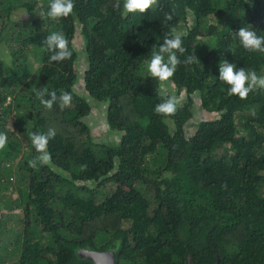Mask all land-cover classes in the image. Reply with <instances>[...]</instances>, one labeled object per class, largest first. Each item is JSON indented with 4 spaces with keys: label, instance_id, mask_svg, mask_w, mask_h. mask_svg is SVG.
Segmentation results:
<instances>
[{
    "label": "trees",
    "instance_id": "obj_1",
    "mask_svg": "<svg viewBox=\"0 0 264 264\" xmlns=\"http://www.w3.org/2000/svg\"><path fill=\"white\" fill-rule=\"evenodd\" d=\"M123 2L73 0L67 17L49 18L50 0H0V264H94L81 250L112 251L117 264H264V88L241 99L219 79L223 60L264 76V52L234 35L264 36V0H155L145 14ZM51 33L69 58L49 61ZM172 36L185 51L159 81L147 63ZM165 83L185 94L168 115L154 110L175 97ZM196 97L217 118L190 125ZM91 99L107 104L118 144L94 141ZM49 129L44 163L32 137ZM15 211L19 232L6 222Z\"/></svg>",
    "mask_w": 264,
    "mask_h": 264
},
{
    "label": "clouds",
    "instance_id": "obj_2",
    "mask_svg": "<svg viewBox=\"0 0 264 264\" xmlns=\"http://www.w3.org/2000/svg\"><path fill=\"white\" fill-rule=\"evenodd\" d=\"M155 3V0H124L123 11L126 14H145ZM73 10V0H50L47 15L49 18L67 17ZM171 19V17H167ZM240 45L247 51L264 52V36H259L255 31L241 27L234 33ZM47 49L52 53L49 56V61H62L69 58L72 53L67 46V41L62 33L48 34L45 41ZM184 53L182 40L179 36L165 38L159 45L157 51H151L150 59L147 63V72L150 77L166 81L173 76L177 64L180 62L176 55V51ZM165 53L167 58L165 59ZM197 57L189 56L186 63H191ZM219 79L225 82L228 87V94L238 96L243 99L248 96L254 88H264V76H258L254 71H245L244 68L237 67L236 64L230 63L227 60L221 61L219 64ZM51 99L45 101L46 106L51 107L52 103L57 100L56 94H50ZM61 106H66L71 101L69 93L62 94L59 97ZM177 100L175 97L163 99L161 103L155 106V111L159 114H172L176 111ZM55 136V130L49 129L47 133H36L32 137V143L37 152L41 153L40 159L46 163L49 160V155L45 150L48 141ZM6 136L0 134V148L6 143Z\"/></svg>",
    "mask_w": 264,
    "mask_h": 264
},
{
    "label": "rangeland",
    "instance_id": "obj_3",
    "mask_svg": "<svg viewBox=\"0 0 264 264\" xmlns=\"http://www.w3.org/2000/svg\"><path fill=\"white\" fill-rule=\"evenodd\" d=\"M75 45H76L77 53H79L78 55L79 64L77 65L78 68L77 71L79 73L78 75L80 76L79 83L75 88V92L79 95H84L85 92H84L83 75L87 70V59L84 50L85 49L84 42L81 38L79 31H77ZM33 67H34L33 70H35L36 68L39 67V64L37 62H34ZM163 90L175 96L178 106H180L183 103L185 99V94L183 93L180 96H176L175 95L176 90L169 83H165V85L163 86ZM89 102L92 107V112L91 115L85 120L91 128L92 137L94 138V141L99 144L101 143L118 144L121 139V133L110 131V129L107 127L106 124L105 119H106L107 104L99 103L98 101L93 99H91ZM194 117L195 118L190 124L193 126L197 125L200 122L210 121L213 120L214 118H217L216 115L209 114L204 110H202L198 97H196ZM194 130H195L194 127L191 126L187 127L188 136H191ZM108 186L109 188L111 187L110 185ZM13 197H17V194L14 193ZM4 214L6 213L4 212ZM8 217L9 218L6 221L8 223V228H11L15 232H19V230L21 229V225H20L21 216L18 213V211L9 214ZM12 245H13V241L11 242V249H13ZM13 259L14 258L12 259L10 258L8 264H11Z\"/></svg>",
    "mask_w": 264,
    "mask_h": 264
},
{
    "label": "water",
    "instance_id": "obj_4",
    "mask_svg": "<svg viewBox=\"0 0 264 264\" xmlns=\"http://www.w3.org/2000/svg\"><path fill=\"white\" fill-rule=\"evenodd\" d=\"M78 255L80 258L89 260L94 264H117L116 254L112 251L98 252L81 250Z\"/></svg>",
    "mask_w": 264,
    "mask_h": 264
}]
</instances>
